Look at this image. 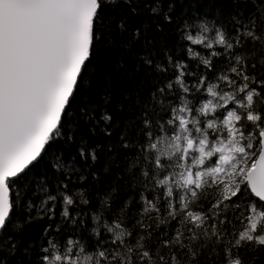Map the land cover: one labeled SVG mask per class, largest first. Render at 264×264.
Here are the masks:
<instances>
[{
	"label": "snow or ice",
	"instance_id": "snow-or-ice-1",
	"mask_svg": "<svg viewBox=\"0 0 264 264\" xmlns=\"http://www.w3.org/2000/svg\"><path fill=\"white\" fill-rule=\"evenodd\" d=\"M217 4L0 0V264L264 259V0Z\"/></svg>",
	"mask_w": 264,
	"mask_h": 264
},
{
	"label": "trees",
	"instance_id": "trees-1",
	"mask_svg": "<svg viewBox=\"0 0 264 264\" xmlns=\"http://www.w3.org/2000/svg\"><path fill=\"white\" fill-rule=\"evenodd\" d=\"M166 7V6H165ZM226 12H220L217 4V0H177V8H176V19H180L181 16L185 18H200L207 16L209 20H212L214 17L218 18V21L223 22L226 19ZM150 19V18H149ZM175 24L167 26L165 28L166 34H161L162 44L161 47H163V41L168 42V46L172 47L176 42V32H175ZM183 55V54H181ZM113 111H115V105L113 106ZM119 129H116L113 132V136L111 139H108L106 137H99L96 142L100 143L102 147L105 149L109 144H116L117 143V135H118ZM108 161V154L107 152H102L100 154V158L97 162V164L94 166L95 169H100L103 173V169L101 168L102 165H105ZM111 162H109L110 164ZM115 163L119 165V167H111L110 173H104L101 176V182L93 184L89 183L88 188L92 194L95 195H103L104 192L109 191L113 185L115 184L117 191H116V201L113 204V208L118 210L121 204L129 197H133V207H139L138 204L135 203V199L137 198L135 196V193L132 191L131 188L127 186L125 183V180L120 181H114V177L122 175V168L123 165L120 161L119 157L115 158ZM49 171L51 172L52 169L49 168ZM39 172H37V176H39ZM39 181H37L38 183ZM40 199V196H36V202L38 203ZM96 206L95 199H93L92 207L94 208ZM59 206L57 207V211L59 212ZM47 223V221L42 222L40 225L36 226L34 236H39L40 231L44 227V225ZM249 264L251 262V256L248 258ZM257 264H264V259H261L260 261H257Z\"/></svg>",
	"mask_w": 264,
	"mask_h": 264
}]
</instances>
